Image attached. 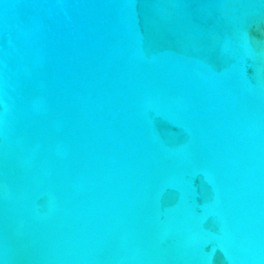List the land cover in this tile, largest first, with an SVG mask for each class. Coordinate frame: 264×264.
<instances>
[{
  "label": "water",
  "instance_id": "1",
  "mask_svg": "<svg viewBox=\"0 0 264 264\" xmlns=\"http://www.w3.org/2000/svg\"><path fill=\"white\" fill-rule=\"evenodd\" d=\"M0 264H264V0H0Z\"/></svg>",
  "mask_w": 264,
  "mask_h": 264
}]
</instances>
